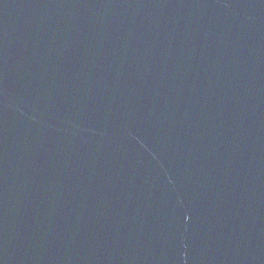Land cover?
<instances>
[{
  "label": "water",
  "instance_id": "obj_1",
  "mask_svg": "<svg viewBox=\"0 0 264 264\" xmlns=\"http://www.w3.org/2000/svg\"><path fill=\"white\" fill-rule=\"evenodd\" d=\"M0 264H264V0H0Z\"/></svg>",
  "mask_w": 264,
  "mask_h": 264
}]
</instances>
